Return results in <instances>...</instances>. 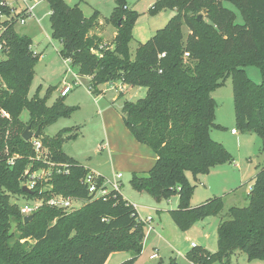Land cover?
<instances>
[{
  "label": "trees",
  "instance_id": "trees-1",
  "mask_svg": "<svg viewBox=\"0 0 264 264\" xmlns=\"http://www.w3.org/2000/svg\"><path fill=\"white\" fill-rule=\"evenodd\" d=\"M4 1L0 0V13L10 15L13 9ZM46 1L51 8L52 37L61 41L62 57L71 59L81 76L91 78L92 91L98 84L118 81L147 88L145 97L126 101L122 109L123 121L135 140L157 157L147 175L133 174L132 186L158 201L178 195L179 206L170 215L181 231L219 215L224 208L222 196L191 205L195 187L187 173L197 178L233 159L210 134L216 126L212 92L228 77L233 81L239 129L257 132L264 147V0H157L152 13L168 8L176 14L139 45L134 58L130 43L137 14L125 0H115L112 15L105 19L117 29L110 46L102 37L90 35L100 16L98 10L86 16L80 4ZM224 2L239 9L244 23L236 22V13ZM5 24L0 36L4 44L0 52V264H106L117 251L133 253L120 264H134L143 252L146 223L121 192L97 198L89 192L83 179L92 170L63 150V138L71 129L54 136L44 133L59 118L71 116L74 108L62 98L48 105L53 88L45 97L37 91L29 98L40 56L32 49V38L20 34L14 21ZM248 65L258 67L261 83L249 78L244 69ZM24 110L29 114L27 121L22 119ZM3 111L8 117L2 116ZM28 126L34 132L40 130L38 138H23ZM35 140L41 143L39 153ZM49 162L66 168L57 171ZM49 169L50 174L37 179L31 191L23 190L26 170L32 174ZM103 181L98 175L97 185ZM52 193L86 202L70 212L44 204L25 223L13 198L48 199ZM22 239L35 243L28 249ZM237 252L245 253L249 261L264 260V166L255 176L248 205L232 206L229 219L220 221L218 250L194 247L187 258L194 264H231ZM169 264H177L176 259L171 258Z\"/></svg>",
  "mask_w": 264,
  "mask_h": 264
},
{
  "label": "rangeland",
  "instance_id": "rangeland-1",
  "mask_svg": "<svg viewBox=\"0 0 264 264\" xmlns=\"http://www.w3.org/2000/svg\"><path fill=\"white\" fill-rule=\"evenodd\" d=\"M70 1L71 4H75L79 0ZM72 1L74 2L72 3ZM156 1L125 0L126 6L137 14L132 28L134 38L130 43L132 58L135 57L139 45L147 42L158 30L164 28L176 14V10L168 8L152 13L150 8ZM29 3L35 5L31 19H27L25 24H21L19 21L15 22V28L20 34L30 35L34 41L33 51L40 56L34 66V78L29 98L34 97L37 91L40 97H45L48 89L53 88L48 96V105H52L58 98H62L67 105L73 107L74 111L71 116L59 118L48 125L44 129V133L54 136L61 130L71 129L63 138L64 152L86 168L103 176L107 183L112 180L114 173L121 172L123 174L120 180L122 195L137 208V211L139 210L138 213L140 212L143 218H147L149 215L153 217L150 222L153 229H150L146 224L143 252L137 257L134 264H169L171 258H175L177 264H193L187 258V253L194 247L200 246L211 252L217 251L220 221L229 219V209L232 206L244 207L248 205L249 192L255 175L264 166V147L261 136L255 131L239 129L235 113L232 78L228 77L223 85L212 92L216 101V126L210 129V134L214 140L224 145L233 159L231 162L211 168L209 176L205 177L206 181L201 175L195 178L191 173H187L189 182L195 187L191 204L198 206L206 199L222 196L224 197V208L219 215L198 221L191 229L184 232L176 226L170 215V210L177 209L179 206L178 195L158 201L147 192L137 191L131 184L134 173L129 164L137 159V152L134 150V144L137 141L123 121L122 109L126 101H137L145 97L147 88L127 85L125 89H122L123 84L118 81L98 84L96 87L94 86L95 88L93 87L92 91L91 79L82 76L80 78L82 84L75 86L67 96L62 97V81L68 75L67 64L60 53L61 41L52 37L50 5L46 0H30ZM90 3L95 4V9L100 13L99 18L103 21L112 15L116 6L115 0H90ZM224 5L236 13L237 23H244L242 14L235 5L230 2H224ZM82 7L86 16L93 14L92 9L87 7L84 2H82ZM19 11L20 9L16 12L19 13ZM99 18L97 22L100 21ZM106 25L108 24L106 23ZM113 27L115 26L112 24L105 26L107 29L103 33L105 39H109L110 42H113L110 40L114 32ZM184 32L187 37L189 31L186 27H184ZM108 45L110 46V43ZM2 58H6V56L2 55ZM244 69L253 81L262 82V75L258 67L248 65ZM68 80L72 81L71 75L68 76ZM122 91L123 95H121ZM2 116L8 117V114L3 111ZM28 117V111L24 110L22 119L27 121ZM233 128L238 131L237 135L232 134ZM141 146L152 153L149 147L143 144ZM41 172V170L37 171L41 174L40 177L44 176ZM50 172L51 169L47 170L45 176H48ZM200 179L204 180L206 185L202 184ZM23 186H25V182H23ZM235 193L236 195H233ZM54 194L52 193L51 197ZM48 199L43 197L28 200L24 197H14L13 202L22 208L26 204H32L33 201H39L42 205L47 204ZM85 202L86 200L75 199L72 207L60 209L70 212L80 208ZM21 242L27 243L26 247L30 249L35 240L22 239ZM153 253H157L156 258H151ZM132 257V252H113L106 264H120ZM231 259V264L263 262V260L249 261L247 255L240 252L233 254Z\"/></svg>",
  "mask_w": 264,
  "mask_h": 264
},
{
  "label": "built area",
  "instance_id": "built-area-1",
  "mask_svg": "<svg viewBox=\"0 0 264 264\" xmlns=\"http://www.w3.org/2000/svg\"><path fill=\"white\" fill-rule=\"evenodd\" d=\"M22 3L24 5V9L21 12H19V13H22L20 16H17V14L19 13H17L14 9L10 15H5L3 13H0V20L2 21L0 24V36L3 34V32L6 29L7 24H5V22L11 23L13 21L14 22L19 21L21 24H25L26 20L33 15L35 5L34 4L31 5L29 3V0H22ZM2 4L8 5L6 0ZM3 48H4V44L0 41V52H2ZM188 55L189 53L185 54V56H188ZM164 56H165V53L161 55V57H164ZM64 60H65V63L67 64V74L68 75L64 77V80L62 81V87H61L62 97L67 96L72 91V89H74L75 86L82 84V81L80 79L82 76L78 73V71L74 70L71 59H64ZM69 75L72 76V81L68 80ZM90 90H91V87H90ZM232 133L234 134L237 133V130L233 129ZM34 146H35L37 153H39L41 150V143L35 140ZM37 157L40 158V155ZM11 164H13V160H11ZM49 166L50 168H57V171H60V172H61V168H64V169L66 168V165L59 166V165H56L55 163H50V162H49ZM41 171H42L41 173L44 174V176L42 177L43 178L46 177L45 176L46 170H41ZM40 175L41 174L37 172L30 174L29 170H26L25 176H27L28 178L25 182V186H27L30 189H33L35 187L36 180L42 178L40 177ZM98 175L100 174H97L96 172L91 171L87 173L83 179V183L88 187L89 192L93 194L96 198L108 196L112 191L121 192L120 180L123 177V174L121 172L114 173V176L111 181L109 180V182L107 183L104 180L100 185H97ZM75 199L76 198L65 197L60 194H54L52 197L48 199L47 204L52 207H57V208H70L72 207L73 200ZM41 205H42L41 202L33 201L32 204H26L25 206L20 208L21 213L24 216L33 214L35 211H37L41 207ZM139 216H140V219L146 224H148L149 228L152 229L150 222L152 221L153 218L151 216H148L147 218H143L140 214ZM156 257H157V253H153L151 255V258H156Z\"/></svg>",
  "mask_w": 264,
  "mask_h": 264
},
{
  "label": "crops",
  "instance_id": "crops-1",
  "mask_svg": "<svg viewBox=\"0 0 264 264\" xmlns=\"http://www.w3.org/2000/svg\"><path fill=\"white\" fill-rule=\"evenodd\" d=\"M68 4H70V5H75V4H80V7L82 8V10H83V12H84V9H83V7H82V2H84L85 3V5L87 6V7H89L90 9H92V11L94 12L96 9H95V4H92V3H90V0H85V1H83V0H79V1H77L75 4H71L70 2V0H65ZM70 1V2H69ZM6 2H7V4H8V6H10L12 9H14L15 11H17V10H19L20 9V11L19 12H21L23 9H24V5H23V3H22V0H11V1H9V0H6ZM29 2H30V0H29ZM74 1H72V3H73ZM85 13V12H84ZM28 19H31V18H28ZM100 19V18H99ZM96 27H94L91 31H90V35H97V36H99V37H102V39L108 44V43H110V45H112L113 44V42H110V41H108L109 39H105L106 37L104 36V32H105V30L107 29H105V26H109L110 24H108V25H106V23H105V21H103L102 19H100V21L99 22H97L96 23ZM114 28V32H113V34L111 35V39L110 40H112V41H114V38L116 37V35H117V29L115 28V27H113ZM28 36H30V35H28ZM34 42V41H33ZM34 44V43H33ZM32 49H33V45H32ZM88 78H90L89 76H87ZM91 79V78H90ZM123 84V83H122ZM127 85H125V84H123L122 85V89H125V87H126ZM121 94H124V92L122 91L121 92ZM234 129V128H233ZM232 129V130H233ZM232 134H234V133H232ZM238 134V131H237V133H235L234 135H237ZM134 150L137 152L136 154H137V159L134 161V162H132V163H130L129 164V167H130V169H132L133 170V173H137V174H139V175H141V174H144V173H146L147 174V172L153 167V165L155 164V162H156V160H157V157H156V155L153 153H151V152H149V150H147L146 148H142V146H141V143L139 144V142L137 141V142H135V144H134ZM152 151V150H151ZM258 173V172H257ZM257 173H256V175H257ZM209 176V173L208 174H206V175H201V177H204V180L206 181V178L205 177H208ZM255 175V176H256ZM142 176H144V175H142ZM199 177V176H198ZM203 179V178H202ZM199 180V179H198ZM201 180V179H200ZM204 180H201L202 181V184L204 183V185H206V182L204 181ZM254 181H255V178H254ZM253 184H254V182H253ZM253 186V185H252ZM251 186V187H252ZM233 195H236V193L235 194H233ZM125 198V197H124ZM207 200V199H206ZM205 200V201H206ZM193 207L194 206H196V204H191ZM139 211V210H138ZM139 214H140V212H139ZM141 215V214H140ZM150 216V215H149ZM152 217V216H151ZM153 218V217H152ZM153 220V219H152ZM152 227V226H151ZM152 229H153V227H152ZM231 261H232V259H231ZM253 263H258V264H264V260H263V262H253ZM194 264V263H193Z\"/></svg>",
  "mask_w": 264,
  "mask_h": 264
},
{
  "label": "water",
  "instance_id": "water-1",
  "mask_svg": "<svg viewBox=\"0 0 264 264\" xmlns=\"http://www.w3.org/2000/svg\"><path fill=\"white\" fill-rule=\"evenodd\" d=\"M202 17H203V14H200V15L198 16V19L201 20ZM258 114H260V112H258ZM39 135H40V130H37L36 132H34V131H32V130L30 129V126H28V127L26 128V130L24 131V133H23V138H24L25 140H30V139H33V138H38ZM23 190L26 191V192H27V191H28V192L31 191V189L28 188L27 186H23ZM34 216H35L34 213L25 216V217H24V222H25V223H28L29 221H31V220L34 218Z\"/></svg>",
  "mask_w": 264,
  "mask_h": 264
}]
</instances>
